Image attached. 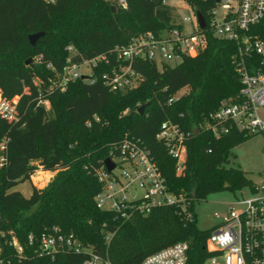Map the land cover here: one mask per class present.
Listing matches in <instances>:
<instances>
[{"label":"trees","instance_id":"obj_1","mask_svg":"<svg viewBox=\"0 0 264 264\" xmlns=\"http://www.w3.org/2000/svg\"><path fill=\"white\" fill-rule=\"evenodd\" d=\"M126 2V7L112 12L110 6L116 4L112 0H0V91L14 106V117L0 115V264L83 262L84 253H40L38 238L53 227L72 233L111 264H139L180 241L188 244L187 264H204L212 229L196 226L195 204L215 191L235 193L256 185L240 167L226 165L232 149L252 135L231 128L216 137L202 126L223 100L238 99L235 41L208 35L203 50L184 55L174 66L135 60L142 81L130 90L110 91L100 79L87 83L79 78L64 91L49 89V79L62 70L70 45L77 51L73 60L100 54L111 58L116 46L141 33L157 34L176 26L173 7L162 0ZM188 2L207 19L205 1ZM253 31L264 40V19ZM35 32L43 34L32 45L28 35ZM29 57H36L33 67L24 63ZM181 89L185 91L177 96ZM44 99L49 110L39 103ZM123 109L129 112L120 116ZM165 120L178 123L186 134V159L179 173L156 138ZM63 131L88 136V155L71 160L66 150L71 151L74 135L64 140ZM124 138L139 139L146 146L169 190L187 199L185 214L173 206H159L121 221L96 207L94 196L101 184L94 169L108 156L111 144ZM72 151L76 153L75 148ZM35 160L44 170L57 173L44 189L31 186L26 197L14 187L30 181ZM109 232L113 235L106 243ZM29 234L35 237L32 245ZM13 237L21 253L12 244Z\"/></svg>","mask_w":264,"mask_h":264},{"label":"built area","instance_id":"obj_2","mask_svg":"<svg viewBox=\"0 0 264 264\" xmlns=\"http://www.w3.org/2000/svg\"><path fill=\"white\" fill-rule=\"evenodd\" d=\"M112 1L119 8L127 5L126 0ZM203 1L207 3V19L202 14L205 22L202 28L197 19L200 11L188 0H178L171 5L168 0H162L174 8L176 26L157 34L150 31L141 33L127 44L116 46L111 58L100 54L73 60L72 56L77 51L68 46L66 63L49 79V89L64 91L70 82L79 78L87 83L100 79L110 91L130 90L142 81L141 73L134 67L135 60L147 59L158 66L172 62L176 65L184 55L194 56L203 50L208 35H212L237 43L234 62L241 86L238 99L223 100L218 109L209 113L203 128L216 137L228 133L231 128L249 135L264 134V116L261 113L264 110V40L253 31V27L264 19V0ZM177 9L183 13L178 14ZM185 23L190 24L189 30ZM98 69L101 70L97 72ZM34 82L38 84L39 80ZM175 97L172 96L167 103L170 104ZM39 103L46 109L50 106L47 99ZM0 115L7 119L14 117V106L1 96V91ZM156 138L175 160V171L181 172L186 159V134L181 126L165 120L160 124ZM106 158L114 164L111 170L107 169L104 160L94 169V176L101 184V189L94 196L98 209L113 213L121 221L138 214L146 215L159 206H173L178 214L186 213L187 199L183 194L169 190L150 151L139 139L124 138L112 143ZM247 190L248 195L235 196L220 224L210 232L206 241L210 255L204 264H264V183ZM112 235L110 232L105 235L106 243ZM34 241V235L29 234L28 244L32 245ZM12 244L21 253L22 247L14 237ZM38 246L40 253L46 254L58 250L84 253L86 257L80 264H111L72 233H62L57 227L42 233ZM187 250V242H176L144 257L139 264H187Z\"/></svg>","mask_w":264,"mask_h":264},{"label":"rangeland","instance_id":"obj_3","mask_svg":"<svg viewBox=\"0 0 264 264\" xmlns=\"http://www.w3.org/2000/svg\"><path fill=\"white\" fill-rule=\"evenodd\" d=\"M176 2H178V0H168V4L170 5ZM177 13L182 14L183 10L177 9ZM175 20L177 19L175 18ZM185 26L187 30L190 29V24L185 23ZM35 61L36 57H33L32 63ZM174 64V62L170 63V65ZM184 91L185 89H181L176 95L178 96ZM47 109L49 110L50 106H47ZM128 112V109H123L120 112V116L126 115ZM261 113L264 116V110H261ZM73 135L74 139L70 142L73 143L71 145V151L66 150V152L70 154V159L71 157L74 158L85 154L87 156V153H89L88 149L90 148L89 137L86 135L74 134L72 131H68L67 133L63 131L62 136L64 140L68 141ZM74 148L76 149L75 154L72 151ZM32 164L36 166V169L31 175L30 181L26 180L14 187L15 190L20 191L26 197H29L31 194V186L37 189H44L57 173V171L44 170L38 165L37 160L33 161ZM226 165L240 167L245 172L247 178L255 184L264 183V134L257 133L238 143L232 149V155ZM241 195H248L247 188H243L241 191H236L235 193L229 190L215 191L209 194L205 199L197 202L195 204L196 226L201 230H211L219 225L230 203L235 200V196L239 197Z\"/></svg>","mask_w":264,"mask_h":264},{"label":"water","instance_id":"obj_4","mask_svg":"<svg viewBox=\"0 0 264 264\" xmlns=\"http://www.w3.org/2000/svg\"><path fill=\"white\" fill-rule=\"evenodd\" d=\"M110 9H111V11L112 12H114V11H120V9L119 8H117L116 7V5H114V4H112L111 6H110ZM197 19H198V23H199V25H200V27L202 28V27H204V24H205V22H204V18H203V16H202V14L200 13V12H197ZM43 34V32H35V33H32V34H29L28 35V40H29V42H30V44H34L35 43V41L37 40V38L39 37V36H41ZM24 63L26 64V65H30L31 67H33V63H32V58L31 57H29V58H27L25 61H24ZM147 104H148V102H145V103H142L140 106H139V108H138V113H142L143 112V110H144V108L147 106ZM198 131V130H197ZM104 164H105V166L107 167V169L108 170H111L113 167H114V164L111 162V160L109 159V158H105L104 159Z\"/></svg>","mask_w":264,"mask_h":264}]
</instances>
